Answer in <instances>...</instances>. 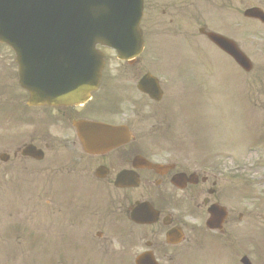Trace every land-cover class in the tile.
Listing matches in <instances>:
<instances>
[{
    "label": "flooded vegetation",
    "instance_id": "1",
    "mask_svg": "<svg viewBox=\"0 0 264 264\" xmlns=\"http://www.w3.org/2000/svg\"><path fill=\"white\" fill-rule=\"evenodd\" d=\"M180 6L194 1L149 0L150 23L161 11L171 26ZM148 45L134 64L106 65L100 88L73 106H27L16 65L6 72L0 66L6 143L22 145L15 159L33 161L32 171L52 182L54 209L62 204L55 215L67 232L60 238L77 248L58 264H248L249 209L235 200L233 187L197 174L198 158L178 152L184 115L172 101L164 105L175 91L162 86L164 97L155 103L137 90L161 55L158 43ZM100 125L127 127L131 138L117 145ZM88 143L98 150L89 152ZM29 146L41 150L43 160L22 156Z\"/></svg>",
    "mask_w": 264,
    "mask_h": 264
},
{
    "label": "rangeland",
    "instance_id": "2",
    "mask_svg": "<svg viewBox=\"0 0 264 264\" xmlns=\"http://www.w3.org/2000/svg\"><path fill=\"white\" fill-rule=\"evenodd\" d=\"M213 5H216L214 14L223 17L224 30L242 43V47L254 63V71L249 75L243 74L229 59L227 60L236 69L229 65L226 58L215 56L217 52L208 47L211 51L213 50L212 53L214 52V56L211 55L201 40L195 36L194 33L198 35L197 29L194 28V30L188 26L189 16L184 15L183 30L177 34V37H173L172 41H175V45L180 49L186 46L185 57L189 61L193 55V59L200 60L197 64L201 62L204 65L203 59L207 62L213 59L211 68H213L214 76L211 88L210 83L202 77L198 78V80L202 79V82H196L195 87L192 88L191 84H188L184 88L185 94L181 101L186 107L185 111H193L197 118H200V113L201 117L202 113H205L206 130L211 129L209 139H212L213 132H215L214 152L217 151V158L226 159L224 164L226 167H238L239 172L246 178L250 176L261 178L254 182L256 183L254 187L259 188L254 191L260 194L254 193L253 201H250L252 205L250 206V217H259V211L255 210V206L264 205V161L258 160L256 156L264 158V151L253 150L245 154L243 149L241 152L240 149L246 144L248 134L252 142V139L256 137L264 144V26L257 22L244 20L242 13L245 9L254 6L264 9V0H215ZM197 13H200L203 21L210 25L211 15L206 12L205 3H200ZM231 16L234 27L237 25L239 28L238 31L229 27ZM161 38L162 41L164 39L168 41L170 37L162 35ZM191 49H194L193 52H190ZM0 57L3 59L0 60L1 68L3 67V70L5 68V72L11 69L12 55L6 51ZM197 66L199 71L196 74L201 73V75L206 73L203 69L210 67L209 64L203 68ZM187 74V71H184L183 76ZM206 78L211 80V77L206 76ZM194 90L206 93L209 91L207 94L210 99L206 97L207 100H204L197 99L194 95L189 96ZM2 103L0 99V154L5 152V109ZM205 148L209 153L212 147L205 146ZM230 153L237 158L228 159L227 156H231ZM11 170L12 168L0 161V264H53L52 259L54 261L57 259L58 252H67L64 247H60L58 252L53 251V246L59 243L55 242L59 226L55 221H49L50 211L53 216H56V211L60 209V206L54 209V205L49 200L50 195L42 191V186L36 187L34 183L13 184V178L18 175L16 173V176H13ZM63 209H66L65 205ZM41 222L45 224L43 228L38 225ZM51 223L55 225V231L51 230ZM259 227H264V219L257 221V230L250 238L249 251H256L255 256L259 257L256 260L263 261L264 264V231H261ZM257 251L263 254L259 256ZM254 254L252 259L255 261Z\"/></svg>",
    "mask_w": 264,
    "mask_h": 264
},
{
    "label": "water",
    "instance_id": "3",
    "mask_svg": "<svg viewBox=\"0 0 264 264\" xmlns=\"http://www.w3.org/2000/svg\"><path fill=\"white\" fill-rule=\"evenodd\" d=\"M18 1L20 11L26 19L23 18V23H18L15 27L24 26V32L15 31L12 26L1 23L0 40L13 46V43H21L18 45V59L23 58L27 63L29 60L26 53L20 54L24 50L22 43L36 44L41 41V37L42 41L51 42L50 46L53 47L55 42L60 41L61 31L73 34V38L71 41L67 40V43L73 42L76 48L72 52L81 54L82 57H86V52H93L92 57L96 58L94 47L98 43L116 47L123 53L141 47V0H71L66 6H61V0ZM32 3L34 7H29L28 4ZM30 14L36 19L35 23L30 20ZM246 15L264 22V15L259 11L250 10ZM68 36L70 38L69 34ZM212 40L218 42L215 37ZM217 44L225 48V45ZM229 53L239 64L250 69L249 63L241 54L234 50H229Z\"/></svg>",
    "mask_w": 264,
    "mask_h": 264
}]
</instances>
